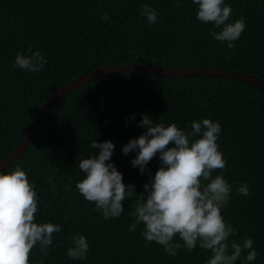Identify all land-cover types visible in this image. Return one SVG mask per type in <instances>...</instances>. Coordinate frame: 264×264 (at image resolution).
Masks as SVG:
<instances>
[{"label":"trees","instance_id":"1","mask_svg":"<svg viewBox=\"0 0 264 264\" xmlns=\"http://www.w3.org/2000/svg\"><path fill=\"white\" fill-rule=\"evenodd\" d=\"M224 3L232 8L226 23L243 18L246 25L233 48L212 37L223 26L199 21L193 0H0V161L21 142L42 103L59 86L103 66L212 67L264 81V0ZM145 5L155 9L156 23L140 14ZM105 13L108 19L101 20ZM29 50L44 55V67L38 72L13 69L17 52L27 56ZM142 114L184 130L204 118L221 125L217 144L226 166L214 170L210 179L222 174L232 186L229 202L221 208L225 222L236 229L229 241L242 244L251 238L257 252L254 261H245L247 252H242L234 264H264V91L228 77L134 71L100 75L61 96L22 153L0 170H24L37 193L34 222L61 227L53 233L47 255L39 243L33 247L29 264H206L211 258V250L199 242L191 251L182 246L175 257L169 256L163 246L144 239L143 224L129 230L138 195L145 194L143 186L161 167L157 153L141 173L131 164L138 149L122 152L130 139L146 131L138 126ZM94 139L113 142L108 162L134 188L126 190L125 210L117 218L105 220L76 188L85 176L79 162L96 151ZM242 183L250 189L248 196L236 193ZM77 235L89 243L86 259L66 254ZM176 242L183 245L178 235Z\"/></svg>","mask_w":264,"mask_h":264},{"label":"clouds","instance_id":"2","mask_svg":"<svg viewBox=\"0 0 264 264\" xmlns=\"http://www.w3.org/2000/svg\"><path fill=\"white\" fill-rule=\"evenodd\" d=\"M193 3L198 5L199 21L223 26L220 32H212V37L233 48V42L246 27L244 19L226 23L232 8L225 5L224 0H193ZM174 6L179 7V3ZM140 14L149 24L157 22L155 9L148 5L143 6ZM107 19L105 13L101 20ZM46 63L39 51L27 56L17 52L12 68L38 72ZM142 117L138 126H143L146 131L138 138L130 139L122 152L128 155L138 149L131 164L138 166L141 173L157 153L161 167L143 186L145 194L138 195L131 213L134 223L129 230L134 231L137 225L143 224L141 235L144 239L157 242L172 257L182 246L191 251L199 242L200 248L212 253L206 264H234L244 251L247 252L245 261H254L257 252L253 240L245 238L242 244L236 239L229 241L230 236L236 235V229L226 223L221 214V208L229 202L232 186L222 174L210 179L214 170L226 166L217 144L221 125L204 118L193 121L191 130H184L174 123L168 126L154 123L148 114H142ZM130 118L135 119V116ZM170 144L174 146L169 147ZM91 148L96 151L79 162V169L85 176L76 183V188L87 201L95 204L105 220L117 218L125 210L122 201L128 195L126 190L134 191V188L126 186L122 174L108 162L114 150L112 141L97 142L94 139ZM47 179L56 189L52 177ZM201 180L210 182L204 185ZM236 193L248 196L250 189L242 183ZM37 208V193L24 170L17 167L11 173L0 174V264H29L30 252L37 243L41 246L40 251L48 254L53 233L60 232L61 227L51 222H34ZM177 235L183 245L173 243ZM88 249L85 236L77 235L72 238V246L66 254L71 259L82 260L87 258Z\"/></svg>","mask_w":264,"mask_h":264},{"label":"water","instance_id":"3","mask_svg":"<svg viewBox=\"0 0 264 264\" xmlns=\"http://www.w3.org/2000/svg\"><path fill=\"white\" fill-rule=\"evenodd\" d=\"M144 72L148 74H154L157 76H168V77H180L186 75H213L220 77L234 78L241 80L250 85H253L260 90L264 91V81L254 75L246 74L237 70L212 68V67H188V68H166V67H155L150 64L143 63H123L119 65H109L97 68L88 72H85L77 77L73 78L71 81L59 86L40 106L35 117L31 121L24 137L17 147L4 159L0 161V170L4 169L11 162H13L25 149V147L30 142L37 126L49 108L63 95L70 92L77 86L96 78L100 75L113 72Z\"/></svg>","mask_w":264,"mask_h":264}]
</instances>
